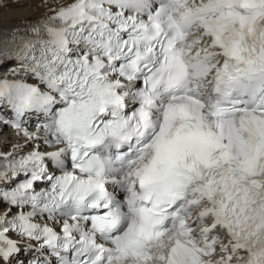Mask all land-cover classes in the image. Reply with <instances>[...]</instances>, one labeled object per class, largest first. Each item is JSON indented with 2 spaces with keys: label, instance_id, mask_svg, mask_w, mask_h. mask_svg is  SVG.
Wrapping results in <instances>:
<instances>
[{
  "label": "snow or ice",
  "instance_id": "1",
  "mask_svg": "<svg viewBox=\"0 0 264 264\" xmlns=\"http://www.w3.org/2000/svg\"><path fill=\"white\" fill-rule=\"evenodd\" d=\"M38 7L0 24V264H264V0Z\"/></svg>",
  "mask_w": 264,
  "mask_h": 264
},
{
  "label": "bare ground",
  "instance_id": "2",
  "mask_svg": "<svg viewBox=\"0 0 264 264\" xmlns=\"http://www.w3.org/2000/svg\"><path fill=\"white\" fill-rule=\"evenodd\" d=\"M25 0H0V24L19 23L25 16L35 17L40 15L44 9L39 8V0H28L30 7L25 8H5V4H20ZM3 137L0 136V146L3 143Z\"/></svg>",
  "mask_w": 264,
  "mask_h": 264
}]
</instances>
